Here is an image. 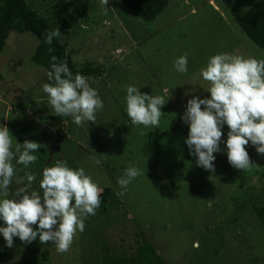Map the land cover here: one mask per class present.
Segmentation results:
<instances>
[{"label": "rangeland", "instance_id": "obj_1", "mask_svg": "<svg viewBox=\"0 0 264 264\" xmlns=\"http://www.w3.org/2000/svg\"><path fill=\"white\" fill-rule=\"evenodd\" d=\"M27 1L51 17L57 0ZM67 1L80 21L62 32L61 41L78 67L101 65V76L86 78L103 108L95 123L78 127L71 118L61 121L64 138L52 153L59 120L41 87L49 82L48 70L32 60L38 39L28 31H12L0 53V127H7L13 137V151L25 139L42 145L31 164L38 169H27L37 174L32 189L38 192L46 159L45 167L64 160L73 169L84 168L100 189L110 186L116 194L121 191L117 177L130 162L142 174L117 195L109 217H87L85 230L74 236L67 252L57 253L52 242L41 244L38 237L30 244L14 237L9 248L0 236L5 253L0 264H98L104 238L112 248L132 252L140 229L165 264H264V227L240 197V185L252 178L254 189L264 184L259 175L264 173V155L249 144L245 147L252 165L247 170L232 167L223 151L214 153V171L198 167L184 143L188 127L181 119L188 99L209 95L200 69L210 56L264 59V48L239 25L257 0H170L152 21L140 19L120 0H109L107 9L100 0ZM185 53L187 72L181 74L173 62ZM129 84L165 100L156 128L131 124L124 110ZM227 130L225 126L222 133ZM226 138L222 135L221 149ZM13 164L14 179L23 177V165ZM21 186L13 181L8 198Z\"/></svg>", "mask_w": 264, "mask_h": 264}, {"label": "clouds", "instance_id": "obj_2", "mask_svg": "<svg viewBox=\"0 0 264 264\" xmlns=\"http://www.w3.org/2000/svg\"><path fill=\"white\" fill-rule=\"evenodd\" d=\"M109 0H100L106 8ZM107 9V8H106ZM62 34L58 28L44 33L43 41L51 45ZM51 51V48H49ZM187 53L173 62L178 73L187 72ZM49 82L41 85L48 96V104L57 116H67L80 126L84 122L95 123L103 101L97 90L90 86L88 78L70 71L64 61L50 57ZM200 76L208 82L206 98L192 96L187 100L181 116L187 125L184 140L189 155L195 157L196 166L214 171V153L224 152L228 163L247 170L251 167L246 145L251 144L258 154L264 155V59L257 60L229 53L210 56L200 69ZM134 85L125 86L124 110L133 126L156 128L161 117V96L141 93ZM227 126V132L222 129ZM224 148L221 149V137ZM7 127H0V236L5 246H13V238L30 244L39 239L41 244L52 242L57 253L67 252L74 236L85 230V220L95 216L101 205L102 190L86 174L84 168L73 169L64 160H56L52 166L42 169L40 192L32 189L36 176L27 169L37 160L34 154L41 144L25 139L16 143ZM15 165H23V177L15 178ZM97 165L101 164L96 160ZM141 171L133 163L117 177L116 183L123 195L127 186ZM145 174V173H144ZM17 187L8 198L9 186ZM26 181V183H25ZM35 225V228H33Z\"/></svg>", "mask_w": 264, "mask_h": 264}, {"label": "trees", "instance_id": "obj_3", "mask_svg": "<svg viewBox=\"0 0 264 264\" xmlns=\"http://www.w3.org/2000/svg\"><path fill=\"white\" fill-rule=\"evenodd\" d=\"M120 1L134 15L144 21L154 20L166 9L170 2V0ZM79 21V14L71 10L67 0H57L53 4L51 17L39 14L27 0H0V53L7 43L10 32L28 31L38 39V46L32 55V60L35 64L43 66L49 71L50 57L56 56L58 61L66 62L73 73H80L85 77L101 76V65L86 64L83 67H78L70 54L67 53V47L61 41V36L54 38L51 45H46L43 41L45 32L58 28L62 34L66 29L75 28ZM239 25L255 44L264 48V0L254 2L245 14L240 17ZM49 48H51V51H49ZM56 118L59 120L58 131L64 135L63 127L61 126L62 116H57ZM65 141H67V138ZM46 160L42 169L45 167ZM28 169L36 172L38 168L29 165ZM40 174H38L39 178H41ZM263 174L259 175L264 176ZM35 176L37 178V174ZM252 181L253 178L249 183L240 185L243 188L240 197L251 204L256 217L264 227V184L258 189H254L253 185L255 184H252ZM101 190L103 192L100 197L101 205L96 210V215L90 216L92 220L100 219L101 216L109 217L110 209L118 201L113 187L108 186ZM135 234L136 237L133 243H136V247L132 252H127L125 247H120L121 251L118 247L112 248L107 241L105 242L104 238V251L99 256L100 263L98 262V264H165L161 255L157 253L156 247L146 238L143 231L140 229ZM131 248L133 247L131 246ZM4 255L5 253L0 251V263Z\"/></svg>", "mask_w": 264, "mask_h": 264}, {"label": "water", "instance_id": "obj_4", "mask_svg": "<svg viewBox=\"0 0 264 264\" xmlns=\"http://www.w3.org/2000/svg\"><path fill=\"white\" fill-rule=\"evenodd\" d=\"M66 120H67V116H62V124H64L66 122ZM63 138H64V135L62 133H58L57 139L55 140V143H54V146L51 149L52 153H53V151L60 149V143H61Z\"/></svg>", "mask_w": 264, "mask_h": 264}]
</instances>
